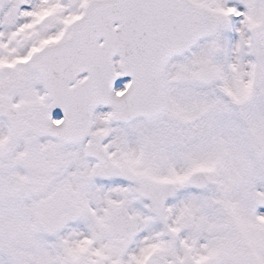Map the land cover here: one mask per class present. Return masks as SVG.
Listing matches in <instances>:
<instances>
[{
	"label": "snow or ice",
	"instance_id": "6c2138e0",
	"mask_svg": "<svg viewBox=\"0 0 264 264\" xmlns=\"http://www.w3.org/2000/svg\"><path fill=\"white\" fill-rule=\"evenodd\" d=\"M0 264H264V0H0Z\"/></svg>",
	"mask_w": 264,
	"mask_h": 264
}]
</instances>
